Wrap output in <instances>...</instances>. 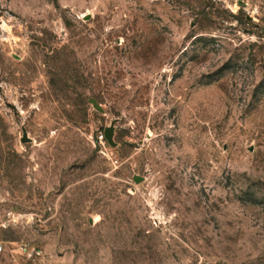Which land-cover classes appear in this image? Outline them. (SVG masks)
<instances>
[{
  "label": "rangeland",
  "instance_id": "obj_1",
  "mask_svg": "<svg viewBox=\"0 0 264 264\" xmlns=\"http://www.w3.org/2000/svg\"><path fill=\"white\" fill-rule=\"evenodd\" d=\"M0 264H264V0H0Z\"/></svg>",
  "mask_w": 264,
  "mask_h": 264
},
{
  "label": "water",
  "instance_id": "obj_2",
  "mask_svg": "<svg viewBox=\"0 0 264 264\" xmlns=\"http://www.w3.org/2000/svg\"><path fill=\"white\" fill-rule=\"evenodd\" d=\"M113 131H114V126H113V122L109 125V126H107L105 129H104V137H105V139L107 140V142L110 144V145H112V146H114L115 145V143H114V141H113ZM24 139L25 138H22V141H24ZM134 181L135 182H138L139 181V178H137L136 176L134 177Z\"/></svg>",
  "mask_w": 264,
  "mask_h": 264
},
{
  "label": "built area",
  "instance_id": "obj_3",
  "mask_svg": "<svg viewBox=\"0 0 264 264\" xmlns=\"http://www.w3.org/2000/svg\"><path fill=\"white\" fill-rule=\"evenodd\" d=\"M101 139L105 138L103 135L100 136Z\"/></svg>",
  "mask_w": 264,
  "mask_h": 264
}]
</instances>
